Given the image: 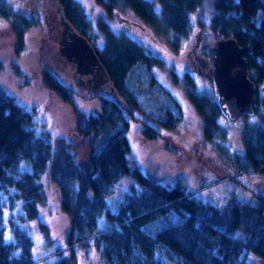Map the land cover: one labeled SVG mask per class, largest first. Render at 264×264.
I'll use <instances>...</instances> for the list:
<instances>
[{"label": "trees", "instance_id": "trees-1", "mask_svg": "<svg viewBox=\"0 0 264 264\" xmlns=\"http://www.w3.org/2000/svg\"><path fill=\"white\" fill-rule=\"evenodd\" d=\"M160 1L158 12L151 0H102L110 12L130 7L159 31L177 34L187 32L191 11L203 2ZM58 2L77 31L90 42L96 38L94 22L78 0ZM215 4L216 39L234 37L239 45L250 46L247 66L254 75L249 76L256 84L263 82L264 0H216ZM0 18L9 22L20 47L26 32L38 24L11 0H0ZM98 28L105 33V44L93 45L95 52L124 103L102 95L98 111L87 114L75 108L77 133L84 142L90 140L85 161L80 162L71 145L56 150L53 140L36 127L34 113L0 86V264H38L35 239L26 222L39 216L48 170L60 190L61 209L71 216L68 243L85 246L94 238L106 264H246L241 256L249 251L264 257L263 194L256 203L232 196L221 208L192 194L179 180L171 186L160 183L129 157V117L141 113L149 120L144 122V136L158 138L170 118L178 124L181 104L152 70L153 65H164L160 57L136 39L112 31L105 20ZM44 80L71 102L73 89L68 82L50 69L44 71ZM190 82L187 93L203 117L205 135L225 136L218 98ZM255 97L253 110L259 119L242 128L245 151L228 158L238 171L264 176V93ZM127 174L136 178L138 186L130 185L118 207L110 209L108 198ZM102 218L112 226L100 230ZM240 231L245 237L237 234ZM53 264L72 261L61 256Z\"/></svg>", "mask_w": 264, "mask_h": 264}, {"label": "rangeland", "instance_id": "rangeland-1", "mask_svg": "<svg viewBox=\"0 0 264 264\" xmlns=\"http://www.w3.org/2000/svg\"><path fill=\"white\" fill-rule=\"evenodd\" d=\"M11 1L19 12L37 18L38 24L26 32L24 44L20 47L9 22L0 18V86L25 109L34 113L36 127L53 140L56 150L63 144L71 145L80 162L85 161L90 151V140L84 142L77 133L75 108L87 114L98 111L100 95L80 91L73 81L70 63L53 54L50 33L54 36L58 34L49 29L52 23L47 11L49 0ZM78 1L94 22L93 31L97 30L98 35L91 41L94 46L102 48L105 44V33L98 31L100 20L107 21L115 33L136 39L163 60V66L153 65L152 70L157 80L171 90L181 104L182 118L178 124L174 125L175 119L170 118V123L163 125L164 129L158 138L144 136V122L149 120L141 113L136 112L134 117H129V157L134 159L145 174L160 183L171 186L179 180L192 194L221 208L225 207V202L232 196L256 203L259 196L264 195V176L255 171H238L229 161L228 155L245 151L242 128L249 122L258 121V115L253 110L232 122L224 114L221 119L226 135L209 137L203 131V117L187 93V86L191 84L190 81H194L198 89L211 92L218 98L211 69H207V65L200 68L201 62L193 54L196 50L205 60H210L206 50L217 37L213 30L218 10L216 0H203L189 15L190 26L187 32L178 34L159 31L130 7H119L110 12L102 0ZM151 1L160 12L161 1ZM263 14L264 11L260 16ZM46 69L52 70L63 82L70 84L73 89L71 102L65 101L47 86L44 80ZM249 74L254 75L250 71ZM262 85L264 81L256 84L257 93H264ZM101 95L124 103L116 92L104 91ZM130 185L138 186L136 178L124 175L108 198L110 209L118 207ZM44 187L46 196L43 203H38L39 216L26 222L35 239L38 264H53L61 256L71 259L72 264H106L94 238H90L85 246L76 243L70 246L68 243L71 216L61 209L60 190L52 181L49 170L44 176ZM20 204L21 201L18 206ZM100 220V230L112 226L106 218ZM159 225L161 223L157 227ZM237 234L245 237L242 231ZM241 258L245 259L246 264H264V257L252 251L243 254Z\"/></svg>", "mask_w": 264, "mask_h": 264}, {"label": "water", "instance_id": "water-1", "mask_svg": "<svg viewBox=\"0 0 264 264\" xmlns=\"http://www.w3.org/2000/svg\"><path fill=\"white\" fill-rule=\"evenodd\" d=\"M61 21L69 40L61 42L60 55L77 68V85L81 90L98 91L103 83H110L109 74L90 40L65 18ZM250 46L239 45L234 37L217 38L210 46L212 78L214 79L220 109L232 121L240 120L245 114L253 112L256 103L257 87L249 76L246 54ZM90 75L87 80L82 76ZM264 90V85H262Z\"/></svg>", "mask_w": 264, "mask_h": 264}, {"label": "flooded vegetation", "instance_id": "flooded-vegetation-1", "mask_svg": "<svg viewBox=\"0 0 264 264\" xmlns=\"http://www.w3.org/2000/svg\"><path fill=\"white\" fill-rule=\"evenodd\" d=\"M47 11L49 12V14L51 16V20H52L51 25H49V29L56 31V33L58 34V36H54L52 33H50L51 46H53V48H54L53 54H55L59 57H62V59H64L66 62H69L64 56L60 55L61 42H64L65 40H69L68 33L65 32L64 25L62 24V21H61V13H63V7L58 2V0H49ZM206 51L209 52V47ZM193 54H194V56H196L195 58H197L201 62L200 68L203 67L204 65H207L206 68L207 69L209 68L212 71L213 66H212V60L210 57V52H209L210 60H208V61L205 60L204 56H202V54L198 53V51H196V50H194ZM69 63H70L71 68H72L73 81H74V83H77V81H78L77 76H79V73L77 72V68L74 65V63L73 62H69ZM89 76L90 75H83L82 77L85 80H87L89 78ZM100 90H101V93H103L104 91L105 92H113V93L116 92L115 86L111 82L105 83V84L103 83L101 88L98 91L94 92V94H99L100 96H102L101 93L99 92ZM80 91H83V90H80Z\"/></svg>", "mask_w": 264, "mask_h": 264}]
</instances>
